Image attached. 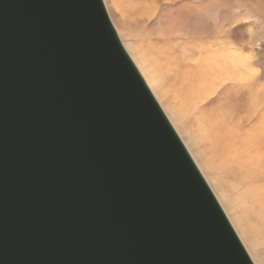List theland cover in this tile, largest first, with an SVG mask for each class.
Returning a JSON list of instances; mask_svg holds the SVG:
<instances>
[{"label": "water", "instance_id": "95a60500", "mask_svg": "<svg viewBox=\"0 0 264 264\" xmlns=\"http://www.w3.org/2000/svg\"><path fill=\"white\" fill-rule=\"evenodd\" d=\"M0 264H255L105 0H0Z\"/></svg>", "mask_w": 264, "mask_h": 264}, {"label": "bare ground", "instance_id": "6f19581e", "mask_svg": "<svg viewBox=\"0 0 264 264\" xmlns=\"http://www.w3.org/2000/svg\"><path fill=\"white\" fill-rule=\"evenodd\" d=\"M127 2L123 10L136 11L140 7L150 28L156 15L153 3L144 0L138 7L135 1ZM223 2H237V8L245 10L249 19L257 20L255 24L264 22V0ZM213 7L211 0L188 5L187 11L178 15L182 26L163 28L161 35L153 37L151 44L157 55L141 52L128 39L125 10L119 22L109 14L121 39L128 40L125 48L186 147L197 153L207 180L226 200H220L225 213L241 241L257 258L249 251L253 262L264 264V258L258 256V233L264 234L263 58L259 53L254 55L253 44L245 40V24L229 18L221 20L218 8L209 10ZM113 9L120 12L114 3ZM205 146L212 156L202 153ZM216 160L221 161L225 171L215 165ZM228 174H235L243 185V189L234 186L232 197L226 184Z\"/></svg>", "mask_w": 264, "mask_h": 264}, {"label": "rangeland", "instance_id": "374dc122", "mask_svg": "<svg viewBox=\"0 0 264 264\" xmlns=\"http://www.w3.org/2000/svg\"><path fill=\"white\" fill-rule=\"evenodd\" d=\"M126 1H128L127 3L131 2V0H111V1L110 0H105V3L107 5V7H108L107 9L109 10L111 16H113V18L115 20H117L118 22L121 20V16H122L120 14L121 11L124 12V10H125L126 16L124 17V20L127 23L126 29H127V33H128V39L133 44H135L136 48L137 49H141L140 51L141 52H145V54L153 53L154 55H157V52H156L155 48L151 44V41L153 40V37L155 35H157V34L161 35L163 28L167 29L169 26H172V25H180V26H182V23H183L182 21L183 20H181L180 19L181 16H178V15H180V13L183 12V11H187L186 8H188V5H190V4L194 5V6L198 5V1L199 0H196V1L179 0L180 2L179 1L177 2L176 0H147L149 4L153 3V11H155V14H156L154 16V18L151 19L152 20V22H151L152 26H150L151 29L148 27L149 26L148 23H150V22L146 21V17H145L146 15L141 14L142 10L139 9L140 8L139 7L140 3L144 2V0H132V2L135 1L136 3H139L138 4L139 8L136 11H130L131 9H128V8L123 10V7H125V5H126L125 4ZM112 2L117 5V8H119L120 12H118L117 9H116V11H114ZM211 5L214 6V7L212 9H210L211 8L210 7L209 8L210 11L213 10L215 7L220 10L221 20H225V19L229 18L232 21H236L238 23H244L245 24L244 29H243L244 38L247 36L245 38V40H247V41H249V42H251L253 44V47L256 50V51L253 52V54L257 55V53H259L260 56L263 58L262 61H261V66L264 68V46L262 47V44H264L263 43L264 41H262L264 39V22L261 23V24L259 22H256L258 24H255L254 22H255L256 19H249L246 16L247 14L245 13V10H240V9L237 8V2H231L230 4H226V3L223 2V0H211ZM114 8H115V6H114ZM213 15H214V13H212V16ZM158 22H160V25H161L162 28L160 27V25H158ZM252 25H253L254 29L252 28ZM256 26H257V28H256ZM246 27H247V29H246ZM248 29H250V30H248ZM151 30H153V31H151ZM203 33H206V32L203 31ZM119 36H120V34H119ZM120 38H121V36H120ZM124 39H125L124 37L121 39L123 45L124 46H125V44L128 45V40L127 39L124 40ZM131 57H132V55H131ZM152 60H153V57H152ZM165 113L169 117V115H168V113L166 111H165ZM170 121L173 124L171 119H170ZM173 126H174V124H173ZM184 140H186V139H184ZM194 142L196 143V139L194 140ZM192 153L190 152V154L192 155L193 159L195 160V162L197 163L198 167L200 168L201 172L205 176L207 174V172H206V170L204 172V170L202 168L201 161L197 157V153L195 151L194 152L192 151ZM202 153L206 154V155H209V154L211 155L209 148L206 147V146L204 147ZM215 165L221 167L225 171V166L221 163L220 160H216L215 161ZM205 178H206V176H205ZM206 180H207V178H206ZM227 180L228 181H227L226 184L230 186L229 196L232 197L234 195V193H235V187L234 186H240V188L243 189V187H242L243 185L239 182L238 177L235 174H228ZM207 182L209 183L208 180H207ZM211 184L209 183V185L213 189L215 195L216 196L218 195L217 198L218 197L220 198V199H218L219 202L221 203L220 200H222V202L224 203L225 199H222L220 193H218V190L216 189V187L214 186V184L212 182H211ZM222 188H223V186H222ZM221 205H222V203H221ZM222 207H223V205H222ZM223 209H224V207H223ZM225 212H226V210H225ZM228 217H229V215H228ZM250 218L253 221L252 223L255 224V221L253 220V214L251 215ZM229 219H230V217H229ZM235 229H236V227H235ZM258 235L261 238L260 241H259L258 256L260 258H264V234L262 232L261 235L259 233H258ZM244 242L245 241H243V244L246 247L247 251L248 252L250 251L252 253L251 248L249 247V245H247ZM260 244H262V246H260ZM247 247L249 248V250H248ZM252 255H253V253H252ZM253 257H254V259L257 260V258L254 255H253ZM255 261H254V263H255ZM256 262H257V264H259L258 261H256Z\"/></svg>", "mask_w": 264, "mask_h": 264}]
</instances>
